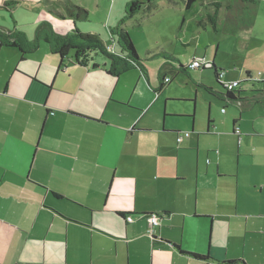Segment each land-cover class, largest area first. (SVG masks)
Returning <instances> with one entry per match:
<instances>
[{
  "label": "crops",
  "instance_id": "obj_1",
  "mask_svg": "<svg viewBox=\"0 0 264 264\" xmlns=\"http://www.w3.org/2000/svg\"><path fill=\"white\" fill-rule=\"evenodd\" d=\"M54 1L0 0V11L27 9L43 15L47 10L67 18ZM43 16L30 21L35 35L47 24L52 32L68 35L77 28L101 40L97 30H85L79 21L57 22L65 31ZM261 18L264 0H259L254 26L233 36L248 41L246 51L264 45L257 29ZM111 19L110 33L119 25ZM2 34L24 37L0 30ZM43 44L26 55L0 45V264H107L110 254L101 247L105 230L99 228L100 218L112 216L128 228L132 222L119 213L138 224L131 227L137 234L127 233L128 244L142 240L153 260L166 252L173 264H264V153L259 163L241 162L244 180H257L263 196L251 205L241 194L238 163L231 166L223 151L200 153L201 134L193 136L194 112L166 106L172 100L160 89V73L175 71L176 63L161 58L154 75L146 68L152 65H143L114 77L107 73L106 58L95 59L96 69L81 67L71 56L62 62ZM153 54L146 52V60ZM211 128L207 125L206 135H212ZM182 129L191 136L178 144ZM250 136L264 138V132ZM253 152L248 148L245 156L251 159ZM145 214L159 215L153 237Z\"/></svg>",
  "mask_w": 264,
  "mask_h": 264
},
{
  "label": "rangeland",
  "instance_id": "obj_2",
  "mask_svg": "<svg viewBox=\"0 0 264 264\" xmlns=\"http://www.w3.org/2000/svg\"><path fill=\"white\" fill-rule=\"evenodd\" d=\"M72 1L82 5L80 7L88 11L89 14V19L87 21L81 20L79 24L85 30H97L103 43L114 48L112 54H119L121 49L116 37L110 33L107 25L111 17V20H117L118 24L124 21V28L129 32L141 59L140 64L144 67L152 65L146 67L148 71L151 69L152 75L158 73L160 60H146V52L158 53L160 50H165L177 57L179 62L187 68L193 57L204 58L208 63L214 62L217 67L223 70V77L221 78L223 84L234 81L241 83L237 88L241 97L254 101L248 110L242 114H240L241 108L235 102L215 98L201 86L204 85L222 94L226 93L224 87L217 81L213 69H189L186 74L182 72L168 73V76L174 77V79L164 89V92L170 97L169 99L172 100L166 106L175 108V110L194 112L193 136L201 134L202 147L200 153L203 150H210L216 151L219 155L223 151V158L231 166L234 167L235 165L236 167L238 163L241 194L245 193L249 204L254 205L257 200L262 199L263 196L260 195L259 189L255 187L257 180L254 184L248 182V178L244 180L245 172H242L243 165L241 162L259 163L264 153V138L250 136L254 132H264V48H261L264 45L259 47L258 42L251 41V45L259 48L254 49L253 52L252 50L246 51L248 41L244 37L234 38L223 34L222 30L215 33L209 27L205 30L197 26V23L203 20V16L206 14L208 2L225 3L229 0H196L189 10L186 8V0H138L145 3L144 10L130 19L126 18L127 11L124 9L126 6L124 4H129L133 0H116L115 9V0H101L98 6L90 5V2L86 0ZM54 6L56 10L63 11L66 15V4L61 5L60 1L56 0ZM148 6L152 7L150 13L146 12ZM145 13L149 15L147 16ZM43 15L49 16L57 28H60L59 23L64 25L73 20H69L67 16L65 19H59L47 10H44ZM43 15L27 9L14 10L11 14L1 10L0 30L20 33L28 41L34 40L35 34L29 26L30 21L44 19L45 16ZM221 20H224L223 15L220 17ZM218 26L220 27L219 24ZM60 29L66 31L64 27ZM257 29L259 35L264 36V19H260ZM54 33L61 36L67 35L63 30H57ZM41 43L46 45L44 41ZM245 69L249 71L246 72ZM248 72L251 73L250 80L247 79ZM131 74L133 73H128V76ZM235 119H240L237 125L242 132L240 144L237 141L238 137L232 135ZM208 120L213 122L212 135H206ZM187 123V121H182V125ZM189 124L191 125L190 122ZM184 132L186 131L183 129L180 131V133ZM153 135L159 134L153 133ZM248 148L254 151L252 155L255 157L250 159L245 156ZM100 219L103 222L99 228L105 230L99 238L101 247L110 254V257L105 258L107 264H150L151 260L152 264H173V260L166 252H159L153 260L151 251L145 248L142 240L135 239L130 245L128 244L127 233L129 236H134L139 232L134 230L138 226L136 223L133 224L134 221L128 228H125L123 224L117 223L112 216L106 215ZM149 224L148 222V227ZM132 226L135 227L131 228ZM149 231L150 229H148ZM116 247L119 251L118 256L115 254ZM142 259L145 261L144 263H142Z\"/></svg>",
  "mask_w": 264,
  "mask_h": 264
},
{
  "label": "trees",
  "instance_id": "obj_3",
  "mask_svg": "<svg viewBox=\"0 0 264 264\" xmlns=\"http://www.w3.org/2000/svg\"><path fill=\"white\" fill-rule=\"evenodd\" d=\"M186 8L191 9L192 5L196 0H186ZM14 4L8 5L9 7ZM145 3L138 0H133L127 6V17L132 18L135 14L144 10ZM208 9L206 17L197 23V26L206 30V28H211L215 33L218 32V24L220 22V17L223 15V28L222 33L229 36H236L241 31L251 29L257 19L259 0H229L228 2H212L207 5ZM152 7H147L146 12L151 11ZM150 13V12H149ZM64 18L62 15H58ZM66 16L75 21H87L89 19V14L83 8L76 6L74 4L68 3L66 5ZM125 18V19H126ZM51 27L47 24H42L36 31L35 39L32 41L22 38L19 34H10L9 36L2 34L0 35V45H5L8 47H13L19 49L22 54H30L37 51L40 47L41 41L49 44L51 52L58 55L61 61L64 62L66 58L72 57L75 63L81 67H89L96 69L99 65L95 62L96 58H106L110 61V66L107 69V73L114 77H120L123 74L136 69L141 68V59L138 56L135 45L129 32L124 28V21L120 22L118 27L112 31V34L116 37L118 45L121 49L119 54H112L108 52L107 46L100 40L97 35L82 33L79 29H75L72 34L68 35H58L50 31ZM164 59L168 64L176 63L175 71L167 72L162 71L160 73L161 86L160 89H164L167 84L173 82V78L168 76V73H187L189 67H185L177 58L166 53L160 52L153 54L149 57V60ZM214 70L217 81L224 87L221 82V75H223V70L217 68L214 63H211V68ZM169 78L170 82L165 84V79ZM247 79H251V73H247ZM264 84V82H263ZM202 86V85H201ZM210 95L215 98L225 99L228 102H235L238 107L241 108V113H244L251 104L254 102L248 98H242L240 92L228 91L225 89L226 93L222 94L220 92H215L213 89L202 86ZM240 103V104H239ZM194 119V114L192 115ZM240 119H235L233 121V133ZM213 122L208 120V127H211ZM178 132L177 134H179ZM158 216L157 214H145L141 215L142 218L147 219L151 216ZM120 216L126 223V217L128 214L119 213ZM193 257L199 260H205L207 257L197 254H192Z\"/></svg>",
  "mask_w": 264,
  "mask_h": 264
},
{
  "label": "built area",
  "instance_id": "obj_4",
  "mask_svg": "<svg viewBox=\"0 0 264 264\" xmlns=\"http://www.w3.org/2000/svg\"><path fill=\"white\" fill-rule=\"evenodd\" d=\"M107 49H108V52L109 53H114L112 51V49H114L112 46H107ZM211 67V64L206 62L205 59H200V58H196L194 57L192 60H191V63L189 64V69L190 70H197V69H206V68H210ZM262 75V74H260ZM223 77V75H221L220 79ZM170 82V79L169 78H166L165 79V84L166 83H169ZM240 82H226L224 83V87L225 89H227L228 91H235L237 90V88L240 86ZM240 104V103H239ZM225 111L223 110V113ZM234 134L238 137V142L239 144L241 143L242 141V133H241V129L239 127H236L235 130H234ZM191 136V133L190 132H184V133H179L177 134V143L178 144H181L183 142L184 139H187ZM128 222H132L133 219L131 217H128ZM147 221L150 223V236L153 237V228L154 227H157L160 225V222H159V217L158 216H151L149 218H147Z\"/></svg>",
  "mask_w": 264,
  "mask_h": 264
},
{
  "label": "bare ground",
  "instance_id": "obj_5",
  "mask_svg": "<svg viewBox=\"0 0 264 264\" xmlns=\"http://www.w3.org/2000/svg\"><path fill=\"white\" fill-rule=\"evenodd\" d=\"M210 64H211V63H210ZM210 68H211V67H210ZM210 68H209V69H210Z\"/></svg>",
  "mask_w": 264,
  "mask_h": 264
}]
</instances>
